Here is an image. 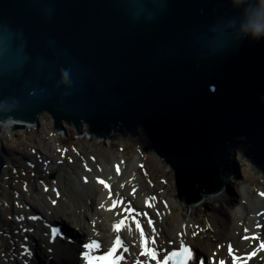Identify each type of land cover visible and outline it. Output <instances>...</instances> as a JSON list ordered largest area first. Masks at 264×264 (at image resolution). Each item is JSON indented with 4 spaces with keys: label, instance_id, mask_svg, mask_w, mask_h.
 Masks as SVG:
<instances>
[{
    "label": "water",
    "instance_id": "obj_1",
    "mask_svg": "<svg viewBox=\"0 0 264 264\" xmlns=\"http://www.w3.org/2000/svg\"><path fill=\"white\" fill-rule=\"evenodd\" d=\"M260 11L261 0H0V121L47 111L55 128L85 122L96 136L140 126L179 199L235 193L239 143L264 171V36L248 31ZM4 165L0 152V176Z\"/></svg>",
    "mask_w": 264,
    "mask_h": 264
},
{
    "label": "bare ground",
    "instance_id": "obj_2",
    "mask_svg": "<svg viewBox=\"0 0 264 264\" xmlns=\"http://www.w3.org/2000/svg\"><path fill=\"white\" fill-rule=\"evenodd\" d=\"M14 123L12 119L8 118L4 122L0 121V126L7 127ZM29 126L31 124H25V127ZM4 159H8V157L6 156ZM26 159L29 160V158ZM41 159L44 163V160L53 162L52 156H48L46 153L41 155ZM139 159L137 157L133 161H128L125 157L119 158V160L114 158L111 168L106 160H104L103 168H100L101 171L99 170L94 173L93 177L92 174H89V180L86 183L82 181L83 176H87L85 173L81 175V180H74L73 184L67 182V179H69L67 175L59 176L51 186L56 189L57 193H60L57 196L55 192L53 193L51 200H59L54 207L47 206V201L43 197V191H39L40 186L37 183L31 184L28 187L31 193L29 195L30 199L22 198L21 204L24 207L29 206L33 210V212L30 210L28 215L36 214L35 211H39V209L45 211L43 206L53 212V216L57 221L59 220L58 217L65 214L71 218L72 222L70 220L69 225L74 226V229H72L76 230L79 237L90 238L97 235L104 243H109L115 236V224L118 217L128 214L130 226L124 220L125 223L121 227V231L132 254L142 251L140 234L133 225L134 220L131 218L132 215L135 217V220L144 222L148 234H152L151 227L157 229L159 239L155 246L151 244L149 246L159 249V259H161L163 251L166 252L170 248H174L181 241L189 244L195 253L197 252L199 255L206 254L209 257L215 256L220 261L223 260L225 264H232V256L227 251L229 243L233 248L234 254L244 259H247L253 251H256V255L247 260V264H254L255 258L264 252V250L259 249V246L253 248L251 242L254 239H243L245 236L256 237L263 227L264 195L262 194L264 192H261L258 196L252 195L249 193L248 186L245 185L241 188L243 196L232 201L234 197L228 192L230 190L225 187L221 191L219 190L212 195H204L199 201L187 205L183 198L179 199L174 192L169 195L167 192H164L163 196L167 195V198L154 195V188L150 187L144 178L139 176ZM44 163H41V165H45ZM117 167H119V173H117ZM97 177H101L110 185V188H105L98 181L95 182L94 180ZM45 186H47V182H45ZM3 188H5L4 185ZM133 189H135V194H133ZM110 191H113L111 197L108 194ZM39 194H42V196ZM36 195L38 198H36ZM4 200H8L7 194ZM31 200H33V204ZM149 200L152 202L151 207L147 203ZM113 201L117 202L116 208H112ZM123 204H126L127 209L133 211L131 213L122 211L121 207ZM202 204H208L215 208L216 215L211 221H208V226L212 230L223 232L222 234L225 235V238L222 240L223 242L219 243L221 244L220 250L218 249V243L209 242V237L204 234L206 228L202 225L199 226L196 222L195 214ZM178 207H182L179 213L177 212ZM183 208H188L190 212L188 219L184 216ZM145 211L155 217L153 226H149L144 221L143 213ZM21 212L20 209H14V212H12L13 221L17 224V227L19 225L21 228H36L40 234L43 233L46 237V230L41 226L42 224L40 222H33L32 220L34 219H29L28 217L19 219V217H22ZM138 213L140 215H137ZM3 223L4 221L0 217V231L2 230ZM200 228L201 232L199 231ZM24 236H27V234L24 233ZM21 243L27 244L26 241ZM28 244L31 248L35 247V242L31 236L28 238ZM60 245L62 249L66 248L67 255H72V248L66 247L63 244ZM11 252L4 253L0 264H36L35 259L30 255H23V253L14 250ZM151 262L155 264V261L151 260ZM188 264H195V262L191 260ZM208 264L216 263L209 260Z\"/></svg>",
    "mask_w": 264,
    "mask_h": 264
},
{
    "label": "rangeland",
    "instance_id": "obj_3",
    "mask_svg": "<svg viewBox=\"0 0 264 264\" xmlns=\"http://www.w3.org/2000/svg\"><path fill=\"white\" fill-rule=\"evenodd\" d=\"M52 120L50 114L45 111L41 113L38 122L32 123L29 127H16L13 129L12 126H0V147L3 146L6 150V152H3L4 150L0 152L8 157V165L2 177L5 188H2L0 193V216L4 220L2 234L0 235V238L3 236L0 242V260L4 253H12V248L19 253L21 251L19 244L23 241V238L25 241V237L19 232L16 233L15 225L11 221V219L13 220L12 202L15 203V210L25 211L24 206L21 205V198H23L22 194L24 193V198L30 199L29 193L25 189L30 187L31 184L37 183L40 185L39 191H43L44 200L50 206L49 202L53 197V193L56 192V189L51 186L59 176L67 175L69 178L67 182L73 184L75 181L81 180L83 173L88 177L89 174H92L93 177L94 173L101 171L104 160L111 168L114 158L119 160V158L125 157L128 161H133L139 156V176L144 178L150 187L154 188V195L167 198V195L163 196L164 192H167L168 195L174 192L178 196L172 168L163 159L161 160L151 147H148L150 141L140 126H137L138 133L135 135L126 132L125 128H123V131L116 128L109 136L104 134L100 138L95 136L94 133L88 134L86 123H83L82 131L79 133L74 125L67 123L64 124V130H59L54 127ZM128 135L131 136V140L139 144V148L129 147L126 141L130 138ZM117 136L116 140L118 139L119 145L110 144L112 142L110 141L111 138ZM127 137L129 138L124 139ZM90 138L95 139L98 145L93 146L92 142L88 141ZM81 145L83 148H81ZM77 146L80 147L77 148ZM242 146V142L237 145L238 167L242 176L235 180L239 187L236 188L235 193L231 190L228 191L234 197L232 201L243 196L241 188L245 185L248 186L249 193L252 195L258 196L261 192H264V171L242 154ZM43 153L52 156L53 162L44 160V163L41 159ZM26 158H29V160ZM41 163L45 165H41ZM52 174H54L53 177H51ZM45 182H47V186H45ZM6 194H9L10 197L7 203L4 200ZM39 195L42 196V194ZM181 210L182 207L177 208L178 213ZM183 210L185 218L188 219L190 214L188 208H183ZM206 215L208 218H206ZM215 215L213 206L202 204L195 214V219L199 226L202 225L206 228L204 234L209 237V242L219 244L223 242L225 235L222 234L223 232L212 230L208 226V221H211ZM261 229L256 236L257 238L251 242L253 248H257L264 242L261 235L262 231L264 236V223ZM199 231L201 232V228ZM12 241H15L14 245ZM254 264H264V252L255 258Z\"/></svg>",
    "mask_w": 264,
    "mask_h": 264
},
{
    "label": "snow or ice",
    "instance_id": "obj_4",
    "mask_svg": "<svg viewBox=\"0 0 264 264\" xmlns=\"http://www.w3.org/2000/svg\"><path fill=\"white\" fill-rule=\"evenodd\" d=\"M90 170V169H89ZM117 173H119V167H117ZM98 179V182L102 185H104L105 188H110V185L107 184L104 180ZM123 187V185H121ZM133 194H135V189H133ZM264 195V194H262ZM109 196L111 197V192H109ZM55 203V201H53ZM122 203V202H121ZM148 206L151 207V202H148ZM103 207V205H101ZM117 207V202H112V208ZM125 211H128L131 213V209H125ZM137 215H140L139 213ZM144 216H147V213H143ZM19 219H23V217H19ZM30 219H36V217H30ZM133 220H135V217H132ZM124 220H121L119 224L115 225V231L117 233H120L121 227L124 225ZM147 224L149 226L153 225V221L151 219H148ZM259 226V225H258ZM136 229L139 230L140 238H141V247L142 251L139 253L140 256L145 257L146 259L150 258L151 260L155 261V264H169V261L171 257L176 256L177 252H172L170 255H166L161 261L157 258L159 249L155 247H150L149 244L155 246L157 243L156 239V233L157 229L155 227H151V236L146 235L144 227L141 226V222L136 220L135 222ZM247 231V229H245ZM57 230L55 228L51 229V237L52 239H55L57 236ZM257 237H248L245 236L243 239H256ZM84 248L86 249L85 252L82 253L83 258L85 259L86 264H122V261L125 260V256L123 254L117 255V253L122 250V253H127L129 251L128 247L125 245L124 241L122 240V237L118 234L115 236L114 244L107 250L106 253L101 255H93L94 252H99L101 245L96 241H91L89 244L84 245ZM260 250H264V242H262L259 245ZM229 255L232 256V264H247V260L251 259L253 256L256 255V251H253L247 259H244L240 256H237L234 254L233 248L231 245H229ZM25 253L30 254L28 249L24 250ZM180 255L184 256V260L181 262V264H188V261L192 260V252L191 249L181 246L180 249ZM136 264H141L140 260L136 261ZM203 264V262H201ZM219 264H225L223 260L219 261Z\"/></svg>",
    "mask_w": 264,
    "mask_h": 264
},
{
    "label": "clouds",
    "instance_id": "obj_5",
    "mask_svg": "<svg viewBox=\"0 0 264 264\" xmlns=\"http://www.w3.org/2000/svg\"><path fill=\"white\" fill-rule=\"evenodd\" d=\"M257 15H264V0H261V11L258 12ZM248 31L254 39H259L264 36V23H253L250 25ZM67 75V72L63 73V78L67 79Z\"/></svg>",
    "mask_w": 264,
    "mask_h": 264
},
{
    "label": "trees",
    "instance_id": "obj_6",
    "mask_svg": "<svg viewBox=\"0 0 264 264\" xmlns=\"http://www.w3.org/2000/svg\"><path fill=\"white\" fill-rule=\"evenodd\" d=\"M129 136V135H128ZM130 137V138H129ZM129 137H127V138H124V139H128V140H126L127 141V143L129 144V147L130 148H133V149H137V148H139L140 146H139V144L136 142L135 143V141H133V140H131V136H129ZM116 138H118V136L117 137H112L111 138V140L110 141H112L110 144H118L119 145V142H118V139L116 140ZM88 141H90V142H92L91 144L94 146H96V145H98V143L96 142V140L95 139H92V140H90V139H88ZM82 146V145H81ZM83 147V146H82ZM145 147V146H144ZM141 148H143V147H141Z\"/></svg>",
    "mask_w": 264,
    "mask_h": 264
}]
</instances>
